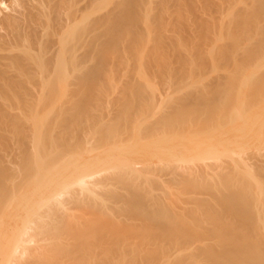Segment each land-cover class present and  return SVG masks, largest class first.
<instances>
[{"label": "bare ground", "instance_id": "bare-ground-1", "mask_svg": "<svg viewBox=\"0 0 264 264\" xmlns=\"http://www.w3.org/2000/svg\"><path fill=\"white\" fill-rule=\"evenodd\" d=\"M184 1L0 0V264H264V0L189 89Z\"/></svg>", "mask_w": 264, "mask_h": 264}, {"label": "rangeland", "instance_id": "rangeland-1", "mask_svg": "<svg viewBox=\"0 0 264 264\" xmlns=\"http://www.w3.org/2000/svg\"><path fill=\"white\" fill-rule=\"evenodd\" d=\"M190 1V0H189ZM189 1H184V2H189ZM194 1V2H193ZM193 1H190L189 3H188V6L190 7V5L193 7V8H188L187 9V11L185 10H183V9H181V15H183V17H186L187 16V20L189 21V26H187L188 25V21L186 22L187 24H186V26H185V29H186V27H187V30H180L181 31V33L179 32H175L174 31V29L173 28H175V26H174V24L172 25V22L170 23V21H172L171 19H169V17H165L168 21H162V22H164V23H161L160 25V27L159 28H161L163 31H165L167 34H165V35H176L177 37H172V39L175 41V44H180V43H183L184 42V40L185 39H190V40H192L191 39V36L190 35H192V37H194V41H196L197 40V42L199 41V39H200V41L198 42V43H195L194 44V42L193 43H191L192 44V46H194V47H197V45H201V41H202V45L203 46H205V47H207V54H206V52H205V56H204V61H206V68H207V73L205 74V76L202 78V80H200L198 83H196L195 82V78H199V76H196V75H194L193 74V76L192 77H185L186 78V81H188V80H191L192 81V83L189 85V87L187 88V89H189V88H191V87H193V85L194 86H200V85H205V82H207L206 84H208L209 82H214L215 81V79L217 80V79H219L220 77L219 76H221L222 74H224V73H226V72H230V71H237V69H236V67H234V66H232L231 65V67H225L224 65L223 66H221L222 64H219L218 62V64L216 63V52H215V50H216V47L214 48V46L215 45H218V44H220V43H224L225 41H226V39L228 38V36H229V30H231L232 29V26L231 25H233V23H234V20L235 19H233V18H231V16L229 15V13H230V9L227 7V6H230L229 5V3L230 2H228V1H226V2H228V3H226V7L228 8H226V10H224V9H222L223 8V5L225 6V4H223L224 3V1L225 0H210L209 1V3L207 4L206 2V0H193ZM215 1V2H214ZM222 1V2H221ZM172 2H174V1H172ZM172 2H169V4H171ZM221 3L220 5H221V7L218 5V7H220L219 8V10L217 11V8H216V6L214 5V3ZM157 2H155L152 6L154 7V10L155 11H159V9L160 8H162L164 5H163V3H161L160 2V4H159V7L157 6L158 4H156ZM159 3V2H158ZM192 3V4H191ZM196 5H195V4ZM206 3V4H205ZM168 4V3H167ZM168 4V5H169ZM223 4V5H222ZM228 4V5H227ZM172 6H170V7H172L173 9L175 8V9H179V8H176L175 7V3H172L171 4ZM174 5V6H173ZM213 5V6H212ZM167 6V5H166ZM183 6L184 7H182V8H184L185 9V5L183 4ZM207 8H206V7ZM156 7V8H155ZM195 8V9H194ZM172 9V10H173ZM198 9V10H197ZM221 9V10H220ZM188 10H189V13H191V15H187V14H189L188 13ZM223 10H224V12H223ZM152 11V10H151ZM157 11V12H158ZM211 11H213V12H211ZM220 11H221V13H220ZM152 13H154V11L152 12ZM183 13V14H182ZM186 14V15H185ZM198 15V16H197ZM168 16V15H167ZM196 16V17H195ZM190 17V18H189ZM230 17V18H229ZM231 19V20H230ZM170 20V21H169ZM227 20H230V21H227ZM208 21V22H207ZM229 23V25L227 24V22ZM194 22V23H193ZM224 22H226V23H224ZM169 26H168V25ZM199 24V25H198ZM210 24V25H209ZM227 24V25H226ZM231 24V25H230ZM165 25V26H164ZM174 26V27H172V26ZM143 26H145V24H143ZM143 26H142V29L143 30H145L146 29V26H145V28H143ZM163 26V27H162ZM167 26V27H166ZM204 26H205V28H204ZM209 26V27H208ZM224 26V27H223ZM234 26V25H233ZM224 28H225V30H224ZM165 29V30H164ZM173 29V30H172ZM169 30H171V31H169ZM176 30H178V29H176ZM203 30H205V31H203ZM216 30H217V32H216ZM183 31V32H182ZM195 31V32H194ZM199 31V32H198ZM226 31V32H225ZM145 32H146V30H145ZM164 32V33H165ZM172 32V33H171ZM174 32V33H173ZM198 32V33H197ZM206 32V33H205ZM219 32V33H218ZM168 33H170V34H168ZM206 35H205V34ZM199 34V35H198ZM200 34H203V36L205 37V38H209L208 40H207V42H206V39H202L203 38V36H201ZM218 34V35H217ZM224 34V35H223ZM152 35H155V36H153L154 37V39H152V40H150V41H148L147 42V45H146V47H145V50H144V54H150V47L151 46H153L154 45V43L156 42V31H155V34H151V37H152ZM180 35V36H179ZM206 36H208V37H206ZM214 36V37H213ZM183 37V38H182ZM213 37L214 38V40H211V38ZM226 37V38H225ZM168 38H170L171 39V37H168ZM225 38V39H224ZM155 40V41H154ZM214 41V42H213ZM150 42V43H149ZM213 42V43H212ZM151 43H153L152 45H151ZM151 45V46H150ZM149 48V49H148ZM205 50H206V48H205ZM211 51V52H210ZM215 52V55H214V52ZM217 51V50H216ZM212 53V54H211ZM205 59H207V60H205ZM211 59V60H210ZM209 60V61H208ZM208 63H210L211 65L210 66H208L209 64ZM176 64H173V65H171L173 68L172 69H174L175 70V68H174V66H175ZM194 64H189V65H187V67L189 68L188 70H190L191 68H194V66H193ZM123 66V68H120V72H121V75H120V72L118 73V75L119 76H121V77H118L119 78V80H122V81H124V80H127V77L129 76V74L132 72H129V68L131 69L132 67L130 66H128V65H126V64H124V65H122ZM122 66H120V67H122ZM126 66V67H125ZM171 66H170V72H171V74H172V70H171ZM222 68H221V67ZM175 67H177V65L175 66ZM220 67V68H219ZM235 68V69H234ZM122 69V70H121ZM209 69H210V71H209ZM132 70V69H131ZM156 70V69H155ZM173 70V73L174 72H176V71H174ZM152 71V72H151ZM151 71H148L149 72V74H150V72L151 73H153V74H150V76H152L151 77V79H152V82L153 83H155V84H157L158 86H161V88H162V90L163 89H166V88H168V90H163V92H164V95H168V94H170L171 92L170 91H173V90H171V89H173L174 88V84H177V82L179 81V79H177V77H175V76H173L174 74H172V76H173V78H168V80H169V82L167 81V79L165 80V81H167V83H164V82H161V81H163L162 79H161V77H163V76H161L160 77V73H156L155 71H154V69H152ZM157 71V70H156ZM209 71V72H208ZM125 72V73H124ZM158 72V71H157ZM128 74V75H127ZM132 74V73H131ZM131 74H130V76H131ZM129 76V77H130ZM178 76V75H177ZM128 77V78H129ZM160 77V78H159ZM181 77L182 76H180V80H184V79H181ZM193 78V79H192ZM124 79V80H123ZM214 80V81H213ZM174 81V82H173ZM170 82H172V84L170 83ZM176 82V83H175ZM180 82V81H179ZM164 83V84H163ZM169 83V84H168ZM204 83V84H203ZM160 84V85H159ZM169 85V86H168ZM173 85V86H172ZM165 86H167V87H165ZM160 88V87H159ZM175 88H176V86H175ZM187 89H182V91H180V89L177 91V90H175V91H173V95H175V96H178V95H180L181 93L180 92H184L185 90H187ZM161 90V91H162ZM165 91H167V92H165ZM180 91V92H179ZM163 92H161V93H163ZM177 92H179V93H177ZM177 93V94H176ZM232 147V149H235V146H231ZM236 170V169H235ZM231 171H232V169H231ZM234 171V170H233ZM232 171V172H233ZM237 171V170H236ZM235 171V172H236ZM198 193V192H197ZM195 194L197 197H204V198H209L211 195H209V194H202L201 192L200 193H198V194ZM207 193V192H206ZM183 206H191L190 204H186V203H183ZM185 208V207H184ZM180 247V246H179ZM180 249V248H179ZM195 249V250H194ZM190 250V252L192 253V255L193 254H195V253H193V252H197V249L196 248H190L189 249ZM196 255H197V253H196ZM198 256V255H197ZM204 256H206V254L204 255V254H202V256H198L199 258H204L205 260H206V258L204 257ZM198 257H196L197 259H199ZM203 259V260H204ZM201 260V259H200ZM203 260H201V261H203ZM204 262V261H203ZM183 264H192V263H190V260H189V263H183Z\"/></svg>", "mask_w": 264, "mask_h": 264}]
</instances>
